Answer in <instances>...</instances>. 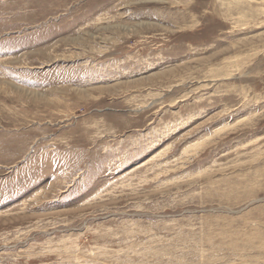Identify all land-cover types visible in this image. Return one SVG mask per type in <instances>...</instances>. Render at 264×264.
<instances>
[{
	"label": "rangeland",
	"instance_id": "rangeland-1",
	"mask_svg": "<svg viewBox=\"0 0 264 264\" xmlns=\"http://www.w3.org/2000/svg\"><path fill=\"white\" fill-rule=\"evenodd\" d=\"M0 264H264V0H0Z\"/></svg>",
	"mask_w": 264,
	"mask_h": 264
}]
</instances>
